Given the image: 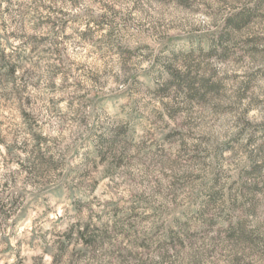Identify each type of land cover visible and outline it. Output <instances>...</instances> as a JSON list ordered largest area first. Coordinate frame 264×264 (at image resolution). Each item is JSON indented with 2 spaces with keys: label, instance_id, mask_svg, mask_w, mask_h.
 <instances>
[{
  "label": "rangeland",
  "instance_id": "obj_1",
  "mask_svg": "<svg viewBox=\"0 0 264 264\" xmlns=\"http://www.w3.org/2000/svg\"><path fill=\"white\" fill-rule=\"evenodd\" d=\"M0 264H264V0H0Z\"/></svg>",
  "mask_w": 264,
  "mask_h": 264
}]
</instances>
